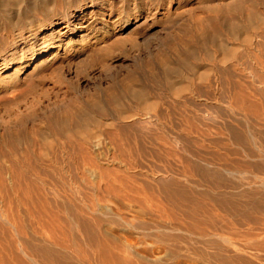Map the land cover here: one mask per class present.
<instances>
[{"label":"rangeland","instance_id":"1","mask_svg":"<svg viewBox=\"0 0 264 264\" xmlns=\"http://www.w3.org/2000/svg\"><path fill=\"white\" fill-rule=\"evenodd\" d=\"M21 1L24 3L10 7L11 15L0 18V47L14 33L12 28L32 16L31 11L52 7L46 0ZM100 1L89 8L90 0H60L61 7L71 3L84 8L74 19L76 31L66 50H59L58 56L57 48L50 54L44 51L0 75V139L19 136L23 144L27 140L39 143L31 159L43 172L40 186L46 196V201L33 205L18 198L8 201L0 189V247L6 250L0 252V264H49L43 256L48 250L56 264H264V206L250 205L256 222L238 226L241 218L226 207L218 210L209 201L211 184L203 179L201 184L190 166L196 162L211 170L222 166L224 176L230 178L223 169L229 163V93L226 83L218 89L207 80L213 81L218 71H230L238 74L233 79L242 87L246 76L255 83L254 89H264V81L257 77L258 73L264 76V24L250 28L258 49L246 42L244 32L230 38L233 36L225 21L219 26L226 32H220L219 40L215 37V45L206 37L202 43L200 32L194 31L195 22L213 14L210 8L235 0H161L155 16V8L148 7L158 0ZM178 6L177 16L174 10ZM19 8L29 13L19 15ZM257 8L264 14V4ZM35 18L38 21L44 15L39 13ZM56 20L54 29L59 30L65 24L61 17ZM81 24L88 26L86 37L80 32ZM224 43L237 51L236 59L226 64ZM51 54L54 59L42 65ZM192 54L198 56L192 60ZM178 55L198 66L193 72L186 64L182 71L177 65L180 71L175 76L184 79L186 75L188 81H181L176 88L190 87L181 95L166 82L163 67L166 59L176 62ZM16 67L21 78H26L18 82L19 93L13 91ZM35 67L37 73L30 76ZM254 70L257 74L250 73ZM139 87L149 91V102L136 101ZM114 97H118V104ZM93 104L105 111V115H91L102 125V145L94 154L79 156L70 149L50 154L44 150L46 141L57 147L68 142L50 133L52 118L69 108H90ZM116 105L123 106L122 110ZM125 114L128 118L140 115L142 120L122 122ZM90 130L96 131L93 124ZM0 148L9 150L4 145ZM177 182L195 187L197 204L177 206L165 196L162 185ZM200 196L202 200L197 198Z\"/></svg>","mask_w":264,"mask_h":264},{"label":"bare ground","instance_id":"2","mask_svg":"<svg viewBox=\"0 0 264 264\" xmlns=\"http://www.w3.org/2000/svg\"><path fill=\"white\" fill-rule=\"evenodd\" d=\"M34 1H36V0H34ZM102 1L103 0H101L100 2H102ZM90 2H91V4H90L89 8H92L93 6H95L97 4L96 0H90ZM156 2H157L156 4L148 7L149 10H151V8H153V7L155 8L154 9L155 13L153 14V16L158 14L157 10L160 7L161 0H158ZM20 3H24V1H21V0H14V1L13 0H7V1L0 0V18L5 19L7 14L11 15L10 12H12V11H11L10 7L14 6L13 4H20ZM46 3H48V4L51 3L52 7L46 11H43V10L31 11L32 16L29 18L25 17L22 21L23 23L12 28L14 30V33L10 36V38L6 39L3 42L4 44L2 45V47H0V75L2 73H4V71L6 72L7 70H10L14 66L23 65V64H26L27 61L34 60L37 56H39L44 51H46V52H48V54H50L53 48H57L56 54L58 56L59 50H61V51L66 50V47L68 46V42L71 39V36L76 31V25L77 24H75L76 21H74V19L77 18L78 12L82 13V9H84V8H82L81 5H79L78 7H74V4H71V3H69L67 6L65 5L64 7H61L60 0H48V1L46 0ZM258 4L260 6V5H263L264 2H262V0H235V1H232L231 3H228V4L223 3L221 5H218L217 7L215 6V8H213V9L210 8V10L213 14L210 13L211 16L209 14V16H207L205 18H202V19L199 18L200 20L195 22L196 26L194 27V31H195V33L200 32L201 36H199V38L201 39V37H202V43L205 41L204 40L205 37L207 40L212 39L214 41L215 37H216V40H219L220 38H218L217 36H220V32L222 31V29L219 26V23H220V21L221 22L225 21L229 25L230 36H233L230 38H235V37H237V35H240L241 32H244V34L246 35V42L248 44H250L251 46L253 45L255 48H257L259 46V43L256 42V40L254 39V37H253L254 34H252L253 32L251 33L250 28L253 29L254 26L256 27V26H259L260 24H264V14L262 11H258V8H257ZM18 7H19V5H18ZM21 8H23V7H21ZM21 8H19V10H18L19 15L24 14V13H29L28 10H23ZM174 12L176 13L175 15L178 16L179 6L176 8V10H174ZM39 13H43L44 19L36 21L35 17L37 15H39ZM149 13H150V11H149ZM170 13H171V11L169 12V14ZM57 17H61V19L63 20V22L65 24L59 30L54 29L56 22H57V20H56ZM100 19L103 20V18H100ZM19 26H21L20 27L21 29L17 30L16 28H18ZM79 29L81 30L80 32L83 34L82 37L83 36L86 37L89 35L88 26H84L83 24H81ZM191 32L193 34H195L193 31H191ZM222 32L225 33L226 32L225 29ZM213 41H211V43ZM215 41H214V44L216 45ZM221 41H224V40L221 38ZM192 42H193V40H192ZM221 43H223V42H221ZM214 44H211V45H214ZM205 45H206V43H205ZM208 45H209V43H208ZM221 46H222V50L225 51L224 53H226L223 63L226 64L229 62V60L236 59V56H237L236 52L237 51L230 48V46H228V45L226 46L225 43L222 44ZM191 52H189V53L191 54ZM196 56H198V55L192 54L191 59L194 57L196 58ZM186 57H189V56H186ZM53 59H54V56L52 57V54H51L47 59H45V61L43 62L42 65H48L51 62V60H53ZM189 60H190V57H189ZM210 60H211V58H210ZM185 61L186 60L182 56L178 55V59L176 62H172L169 59L168 60L166 59L163 62V67H164L165 72H166V77H165L167 80L166 82L170 85V87L172 89H174L176 92L180 93V94L177 93V95L178 94L181 95V92L185 91L186 86H188L189 84L188 85L185 84L184 87H181L179 89L176 88V84L178 85L181 81L183 82V81H185V79H187V81H188V78H186L188 76L183 74V76L185 75L184 79H179L180 77L175 76V75H178L176 73H178V71H180V69H181V71H182V69H184L183 68L184 64H186V67L189 71L190 70L196 71L197 70L196 68L198 67L197 65H195L193 63H188L189 61L188 62H185ZM177 65H178V67H180V69L177 68ZM232 66H236V65L234 64ZM238 66H239V64H238ZM246 66H248V65H246ZM233 69L235 70V68H233ZM251 69H252V67H251ZM37 70H38L37 67H35L29 75L32 76V75L36 74ZM245 70H246V68H245ZM247 71L249 72L250 69ZM247 71H245V72H247ZM260 72H262V71H260ZM15 73H16V75L13 78V81H15V85L13 86V91L16 93H19L20 88L18 86V82L21 80L24 82V80H26V78H21V76L18 74L17 67L15 69ZM217 73L218 74H216V76H214L215 79L213 81H212V79L207 80V81L208 82L210 81L209 85L211 87L213 85L214 87L215 86L218 87V89L220 86L223 87V84L226 83V85H227L226 87L228 90L227 93H229L228 94L229 99H230V105L229 106L231 107V114H232L231 115L232 116L231 117V124L229 125L230 127L228 130L229 131V135H228V137H229V143H228L229 144V152H228L229 163H227V166H225L223 169L227 172V175L229 173L230 178H227V176H224L225 174H223V172L220 169L222 166L220 168H217L218 167L217 166L215 169L213 168L214 170L213 169L211 170L210 169L211 167L210 168L204 167L203 164H202L203 166L200 163L199 164L201 166L197 165L196 161H194V162H196L195 164H193V163L192 164L189 163V164L193 168L192 170H194V172L196 171V173H198L199 177L197 175L196 176L198 178H201L200 180L203 179V180H205L206 183L208 182L209 184H211L212 188L210 186H209V188H211L212 192H211V190H208V191L211 192V194L213 193L212 194L213 196L209 200L208 199L210 197V196H208L209 194L205 191L207 193L205 195L204 190H202L203 191L202 193L205 196H208V198H205V196H204V198L206 200H209V201L212 200L214 202L215 206L218 208V210L225 208V207L228 208V210H230L234 216H236V217L239 216L241 218L240 222L238 221V223H237L238 226L241 225L242 227L243 226L245 227V226H247L250 223H253L255 221V219L252 218L250 215V210H252V208H259L260 204H262V206H264V89H261V90L254 89L255 83L253 81H250L251 79L249 81H247L246 79L248 77L246 78V76H245L246 79L242 78V81L244 80V85L242 87V85H240V82H237L233 79L234 76L235 75L237 76L238 74L234 75V73H230V71L229 72L228 71H225V72L224 71L223 72L218 71ZM250 73H255V70L253 72H250ZM200 74H201V72H200ZM255 74H257V73H255ZM244 75H242V76L244 77ZM179 76H180V74H179ZM239 76H241V75H239ZM254 77H256V75ZM257 77L264 81V76L262 77L261 75H259V73H258ZM177 79H179V80H177ZM208 79H210V78H208ZM223 79L226 82L225 81L223 82ZM252 79H254V78H252ZM259 79L258 80L256 79V81H260ZM258 83H260V82H258ZM261 83H262V81H261ZM245 84H247V85H245ZM188 88H190V87H187L186 90L189 91ZM190 91H191V89H190ZM132 92H133V90H132ZM134 92H133V94H135ZM197 92H199V91H197ZM133 94H132V96H133ZM16 95L17 94L13 95V97L15 98ZM149 96H150L149 91H147L146 88H142V87L138 91H136V94L134 95V97L136 98V101L141 102V103L149 102V100H148L150 98ZM116 98H118V97H116ZM116 98L114 97L113 100L115 101L116 104H118V100H116ZM91 107L90 108L89 107H86V108L74 107V108H69L67 110L64 109V110H66L64 112V114H62L58 117L52 118L51 122H50L51 125L48 126V128L50 127L49 128L50 133L51 134L54 133L56 135L59 134L62 137H65L68 140V142L65 146H60L61 147L60 148V147L55 146L53 144V142H49V141L47 142L46 141L45 145H44V143H42L44 145V150L50 154L51 153L53 154L55 152L57 153L59 150L65 151V150L70 149L71 151H73L77 155L84 156V155H89L94 150L99 149L102 145V140H103L101 138V134H99V132L102 131V130H100V129H102V125L98 119H96L95 117H94L95 119L92 118L91 115H92V113L93 114L97 113L98 115L104 114L105 111L101 107V105H99V104H93ZM151 107H153V106H151ZM118 108L121 109V108H123V106L122 107L120 106ZM93 110H94V112H93ZM124 110L125 109H123V111ZM116 113H117V117H118L119 113H121V112L119 111V113L118 112H116ZM123 113H121V115ZM125 115H124V117H122L123 115L121 116L122 119L124 118L123 120H121V118H120V120L122 122L123 121L134 122V121H137L138 119H141L140 115H139V118L137 116L135 117L134 115H133L134 118H133V116L128 118L127 115L126 116ZM146 118H147V115H146ZM120 120H119V122H120ZM92 124H93V127L96 129V131H94V133H91V130H90V126ZM21 140H23V139H21V137H19V136H17V139L9 138L6 141H4L3 139H0V147H1V145H4V147L9 148L8 151L6 149H5L6 151L5 150L2 151V149L0 148V189L5 191V194H6L5 196H6L8 201H10L13 198H18L21 202H24V203L30 202V204L31 203L32 204L33 203L39 204V203L43 202V199H44V201H46V199H45L46 196H44L45 194L43 195L42 189H41L42 182L40 181L43 179L42 178L43 172H41L39 170L40 168L38 169V166H36L37 163L36 164H35V162L33 163L32 162L33 160L31 159V155L33 153H35L36 147L38 146L39 143H35L33 140H27L26 143L23 144L24 141L21 142ZM21 146H22V148H21ZM92 154H94V153H92ZM219 158H221V157H219ZM221 160H223V158ZM221 160L219 159V161H221ZM208 162L209 161H207L206 163H208ZM222 162L223 161H221V163ZM187 163H188V161H187ZM209 164H210V162H209ZM189 170H190V168H189ZM189 170L187 172H189ZM191 173L192 172L190 171L189 174L191 175ZM149 175H147V176H149ZM203 180L201 181V184L203 183ZM114 181H116V180H114ZM186 182H189V180H187ZM186 184H184L183 182H180L178 184V182H177L175 185H173V184L172 185H170V184L162 185L163 193H165V196L168 199H170L175 204H177V206H178V204H182L184 202L185 203L189 202V203H191V205H192V203L197 204L196 200H194L195 194L193 192L195 187H192L191 186L192 184L189 186H187L189 183L187 185ZM197 193H199V192H197ZM201 197H203V196H200L197 198L201 199ZM1 198H3V197H1ZM1 198H0V200H1ZM189 203H188V205H190ZM42 204H41V207H43ZM250 205L253 207L251 208ZM38 206H40V205H38ZM181 206H183V205H181ZM40 209H42V208H40ZM261 209H262V207H261ZM9 210H10V208H9ZM9 210L7 209V213L9 212ZM193 210H190V211L192 212ZM258 210L261 211L260 209H258ZM46 211H48V210L46 209ZM46 211L43 210L44 213ZM194 212H197V211H194ZM10 213H12V212H10ZM99 213L101 214V212H98L97 214L99 215ZM8 215H10V214H8ZM89 215H91V214H89ZM102 215H103V213H102ZM192 217H194V215H192ZM91 218L93 219V217H91ZM84 222H85V220H84ZM93 223H94V221H93ZM97 223H98V221H97ZM262 224H260V225H262ZM98 225H99V223H98ZM91 227H92V225H91ZM262 229H263V227H262ZM92 230H94V228ZM101 241L103 242V240H101ZM123 247H125V246H123ZM0 248L2 249L3 247H0ZM1 251L3 252L4 248H3V250H0V252ZM9 252H10V250H9ZM13 253L14 252H12V254ZM44 253L45 254H43V253H41V254H43L45 259L49 260L48 262L50 264L53 261L52 258H54L53 252L48 250V251H45ZM6 254H8V253L6 252L5 255ZM0 256H1V254H0ZM43 256H42V259H43ZM3 259H5V256L3 258V255H2V260ZM45 259L43 261H46ZM9 261H10V259H9ZM13 262H15V260ZM10 263H11V261H10ZM53 263L56 264L54 261H53ZM2 264H4V263H2Z\"/></svg>","mask_w":264,"mask_h":264}]
</instances>
